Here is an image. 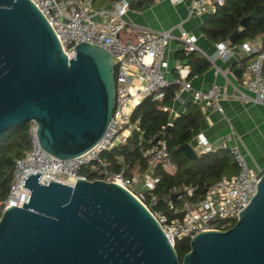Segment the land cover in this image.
<instances>
[{"label":"water","instance_id":"obj_1","mask_svg":"<svg viewBox=\"0 0 264 264\" xmlns=\"http://www.w3.org/2000/svg\"><path fill=\"white\" fill-rule=\"evenodd\" d=\"M74 50L68 58L30 0H0V138L34 120L40 145L60 158L101 138L114 108V66L129 53L117 60L87 42ZM183 148L195 156L189 143ZM41 174L23 178L30 195L22 206L1 212L0 264H264V167L236 221L195 233L182 261L152 211L121 184L40 183Z\"/></svg>","mask_w":264,"mask_h":264},{"label":"built area","instance_id":"obj_2","mask_svg":"<svg viewBox=\"0 0 264 264\" xmlns=\"http://www.w3.org/2000/svg\"><path fill=\"white\" fill-rule=\"evenodd\" d=\"M30 1L53 28L68 58L74 56L75 45L80 42L97 45L117 60L127 53L129 55L114 66V108L111 119L101 138L87 150L68 158L53 155L40 145L36 122L30 120V146L15 159L9 191L0 200V215L10 204L22 206L28 200L30 190L22 182L31 172H42L38 179L40 183L56 180L73 185L77 178L90 179L80 170L94 161L98 162L102 173L97 178L121 184L148 207L145 203L146 192L152 190L159 181V176L155 174L157 164L162 162L170 171L175 168L170 161L166 141L163 138L155 139L142 153L147 159V169L130 176L124 174L123 168L118 171L111 169L109 161L102 158L100 153L124 141L136 127L137 120H131V112L144 96L161 98L165 88L174 84L178 91H189L193 100L222 110L218 101L226 93L216 82L206 89L193 86L188 78L190 69L186 64L175 66V75L168 77L162 68V57L169 41L179 40L186 51H196L198 47L183 29L174 35L171 30L154 31L127 23L124 16L130 7L129 0H118L110 7L101 8H95L90 0ZM170 1L177 3L181 0ZM222 3L223 0H194L190 10L196 14L214 12ZM124 30L133 34V38H121L120 34ZM220 44L225 45L224 53L218 48ZM232 47L230 41L216 43L217 56L223 58L228 54V58L232 54ZM238 47L252 58L242 71L241 82L246 91L235 88L237 95L264 103V51L261 50V44L249 40L238 44ZM247 92L253 96L249 97ZM171 124L172 120L169 119L168 125ZM196 144L202 152L213 148L202 132L196 135ZM230 152L237 164V171L230 175L223 174L210 183L201 198L194 201L185 198L186 195H193L195 187L192 185L174 186L170 196L165 199L169 215L158 209L152 211L148 207L173 245L177 238H190L202 230L231 226L255 194L259 170L248 165L237 146L230 147ZM150 200L152 203L157 202L154 194H151Z\"/></svg>","mask_w":264,"mask_h":264},{"label":"trees","instance_id":"obj_3","mask_svg":"<svg viewBox=\"0 0 264 264\" xmlns=\"http://www.w3.org/2000/svg\"><path fill=\"white\" fill-rule=\"evenodd\" d=\"M90 1L95 8H101L107 1L114 3L118 0ZM130 6L137 7V2L131 1ZM243 18L248 19L246 27L240 25ZM201 32L212 43L229 41V37L235 33L231 45L259 38L261 50L264 51V0H223L214 12L206 13ZM177 57L186 60L190 69L188 76L201 73L209 67V62L196 51L185 53V50H180ZM176 87L174 84L167 86L161 98L144 96L131 112V120H137L136 127L124 141L100 153L102 158L109 161L111 169L118 171L123 168L124 174L130 176L134 172L147 169L148 163L142 154L143 151L155 139L163 138L175 168L170 171L162 162L157 164L155 174L159 176V181L152 190L146 192L145 203L152 211L158 209L168 215L170 210L165 199L170 196L174 186H194L193 195L185 197L194 201L201 198L207 186L221 175H230L237 171V164L227 147L196 153L195 156L185 152L183 145L189 143L194 131L202 126L204 114L197 103L189 102L186 110L175 116L172 124L168 125L169 110L164 109L163 105L172 98ZM29 124L30 121H25L11 126L0 138V200L4 199L9 191L15 159L30 146ZM80 171L86 173L90 179L102 176L97 161L85 165ZM151 194L156 196L157 202H151ZM189 239L181 237L175 240L174 247L180 261L189 250Z\"/></svg>","mask_w":264,"mask_h":264},{"label":"crops","instance_id":"obj_4","mask_svg":"<svg viewBox=\"0 0 264 264\" xmlns=\"http://www.w3.org/2000/svg\"><path fill=\"white\" fill-rule=\"evenodd\" d=\"M134 1L137 2V7H129L124 16L125 21L154 31L171 30L174 35H178L180 29L185 30L198 47L196 52L209 62L206 70L188 76L189 80L193 86L200 89H206L216 82L226 93L218 101L222 110L193 100L189 91H178L177 87L173 91L172 98L165 101L163 106L169 110L170 120L185 111L189 102L200 106L204 114V122L194 131L189 145L196 153L202 152L198 150L196 144V135L202 132L212 144V150L237 146L251 168L256 170L263 168L264 103L238 96L235 89L245 90L241 82L242 71L250 62L251 55L235 44L232 47V54L227 59L217 56L216 43L210 42L201 32V24L206 13H191L190 8L194 0H181L177 3L170 0ZM111 5L112 3L107 1L103 7ZM120 36L123 39L133 38V34L127 30H124ZM250 41L261 44L259 38ZM180 50H185L183 44L177 39H171L162 57V68L168 77L175 75V66L188 65L186 60L177 57V52ZM235 68H240L238 75L234 73ZM247 94L249 97L253 96L251 92Z\"/></svg>","mask_w":264,"mask_h":264},{"label":"clouds","instance_id":"obj_5","mask_svg":"<svg viewBox=\"0 0 264 264\" xmlns=\"http://www.w3.org/2000/svg\"><path fill=\"white\" fill-rule=\"evenodd\" d=\"M218 48H219L220 52H222V53L225 52V45L220 44V45H218ZM227 56H228V54H225L223 58L227 59Z\"/></svg>","mask_w":264,"mask_h":264}]
</instances>
